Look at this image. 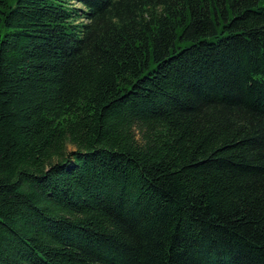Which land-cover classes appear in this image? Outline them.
Segmentation results:
<instances>
[{"label":"trees","instance_id":"1","mask_svg":"<svg viewBox=\"0 0 264 264\" xmlns=\"http://www.w3.org/2000/svg\"><path fill=\"white\" fill-rule=\"evenodd\" d=\"M0 264H264V0H0Z\"/></svg>","mask_w":264,"mask_h":264}]
</instances>
